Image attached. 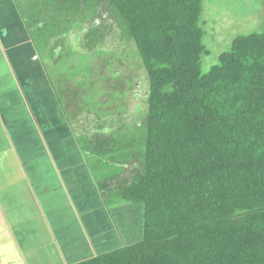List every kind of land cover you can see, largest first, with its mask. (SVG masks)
Segmentation results:
<instances>
[{"label":"trees","instance_id":"obj_1","mask_svg":"<svg viewBox=\"0 0 264 264\" xmlns=\"http://www.w3.org/2000/svg\"><path fill=\"white\" fill-rule=\"evenodd\" d=\"M15 2L50 56L74 38L146 78L140 120L107 128L122 111L111 101L104 115L84 108L71 119L104 203L133 206L142 226L140 242L80 264H264V31L236 38L204 73L203 0ZM110 43L119 49L99 47ZM119 73L104 83L125 87L105 84L104 98L134 94L135 74ZM86 117L95 121L79 132Z\"/></svg>","mask_w":264,"mask_h":264},{"label":"crops","instance_id":"obj_2","mask_svg":"<svg viewBox=\"0 0 264 264\" xmlns=\"http://www.w3.org/2000/svg\"><path fill=\"white\" fill-rule=\"evenodd\" d=\"M46 63L0 0V264H80L142 237L139 210L104 203Z\"/></svg>","mask_w":264,"mask_h":264},{"label":"rangeland","instance_id":"obj_3","mask_svg":"<svg viewBox=\"0 0 264 264\" xmlns=\"http://www.w3.org/2000/svg\"><path fill=\"white\" fill-rule=\"evenodd\" d=\"M201 18L205 32L203 42L209 53L208 56H204L202 59V71L204 73L209 72L218 63V57L222 53L230 50L236 38L264 31L262 0H203ZM84 27L86 28L88 25H84ZM74 33L72 32L71 36ZM78 45L79 42H74V38H68V43L62 42V45H60L62 51L56 58L50 56L42 47L38 49L41 58L46 60L49 65L50 77L57 92H61V95H68L70 101H63V104L65 109H68L69 117L73 119L72 117L75 115L79 116L85 109L104 115V108L111 101L113 103L112 109L117 110L121 108L122 111L121 114L111 116L102 122V124L105 123L107 128L112 126L114 128L115 125L112 123V119L117 121L125 117L128 124H132L138 116H140V120L141 115L143 114L144 116L145 106L142 105L145 93L144 89L146 88V84L143 82L146 78L139 74L142 71L138 67L135 68V66L131 68L129 65L132 61L115 66L117 60L107 59L104 52H100L99 54H84L83 52H86V49L80 50V45ZM99 47L103 51L115 47L118 48V46H113V43H110L106 49L102 45ZM51 61H55V63L51 65ZM104 62H108L109 65L113 64L108 71L105 69ZM125 66H128V68L125 69ZM118 70L121 74H135L136 79H138L134 94H131L128 100L124 98L122 101L116 100L118 98L113 99L109 95H106L107 98H104L105 84L116 89L117 92L119 86L125 87L123 83L126 81L125 78L118 79V84L113 81L104 83V77L120 74ZM58 79L61 80L57 82ZM81 80L83 81L82 92L77 89L81 86L79 83ZM72 88H74V92L71 90ZM70 92L77 94L78 99L73 98ZM119 92L121 93L120 89ZM140 106L141 108L137 109ZM123 110L127 111L126 114ZM81 121L83 123L77 125L79 132L83 130L84 126L93 123L95 120L92 117H86L82 118ZM89 163L91 166L95 165L92 160H89ZM125 172L128 176V171L125 170ZM138 230L142 231L141 225L138 226Z\"/></svg>","mask_w":264,"mask_h":264},{"label":"built area","instance_id":"obj_4","mask_svg":"<svg viewBox=\"0 0 264 264\" xmlns=\"http://www.w3.org/2000/svg\"><path fill=\"white\" fill-rule=\"evenodd\" d=\"M37 59V58H36Z\"/></svg>","mask_w":264,"mask_h":264}]
</instances>
